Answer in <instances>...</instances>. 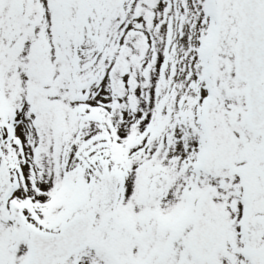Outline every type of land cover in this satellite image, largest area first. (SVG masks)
Segmentation results:
<instances>
[{
    "label": "snow or ice",
    "instance_id": "6c2138e0",
    "mask_svg": "<svg viewBox=\"0 0 264 264\" xmlns=\"http://www.w3.org/2000/svg\"><path fill=\"white\" fill-rule=\"evenodd\" d=\"M0 264H264V0H0Z\"/></svg>",
    "mask_w": 264,
    "mask_h": 264
}]
</instances>
